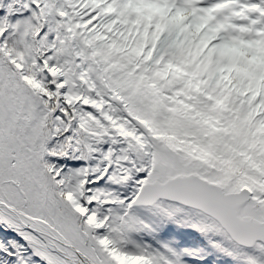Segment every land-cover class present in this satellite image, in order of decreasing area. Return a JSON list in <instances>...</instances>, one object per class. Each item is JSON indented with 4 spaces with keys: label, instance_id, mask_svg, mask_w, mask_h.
I'll return each instance as SVG.
<instances>
[{
    "label": "snow or ice",
    "instance_id": "snow-or-ice-1",
    "mask_svg": "<svg viewBox=\"0 0 264 264\" xmlns=\"http://www.w3.org/2000/svg\"><path fill=\"white\" fill-rule=\"evenodd\" d=\"M0 264H264V0H0Z\"/></svg>",
    "mask_w": 264,
    "mask_h": 264
}]
</instances>
